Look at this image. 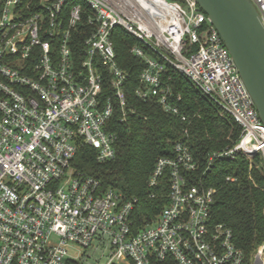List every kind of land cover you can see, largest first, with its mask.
<instances>
[{
	"label": "built area",
	"instance_id": "2783aa9c",
	"mask_svg": "<svg viewBox=\"0 0 264 264\" xmlns=\"http://www.w3.org/2000/svg\"><path fill=\"white\" fill-rule=\"evenodd\" d=\"M69 1L0 0V264H246L231 230L211 222L215 190L190 183L199 165L186 141L156 160L147 188L166 180L167 205L141 226L137 198L72 168L83 146L99 163L115 157L107 128L115 105L126 119L128 80L116 29L135 40L130 53L144 65L139 100L178 115L164 79L175 71L240 128L206 172L238 155L264 166V125L210 20L193 0H78L93 12L80 56L72 34L82 11L76 4L65 16ZM250 1L264 27V0ZM250 264H264V242Z\"/></svg>",
	"mask_w": 264,
	"mask_h": 264
},
{
	"label": "trees",
	"instance_id": "16d2710c",
	"mask_svg": "<svg viewBox=\"0 0 264 264\" xmlns=\"http://www.w3.org/2000/svg\"><path fill=\"white\" fill-rule=\"evenodd\" d=\"M76 4L81 6L82 22L72 34V46L73 52L81 56L83 43L91 33L85 20L93 12L85 3L72 0L65 4L64 15ZM112 42L117 63L128 75L126 119L121 120V112L115 105L107 128L115 136V157L99 163L96 152L83 146L72 161V168L97 180L102 190H115L126 200L137 198L134 218L141 226L167 205L166 180L154 192L147 188L156 160L170 156L179 140L186 141L199 165L198 171L190 175V183L215 190L211 222L224 224L231 230L235 245L244 251L246 264H250L254 250L264 242V166L260 157L254 156L251 162L243 155L234 160H216L206 172L208 157L237 142L240 128L175 71H169L164 79L175 98L179 97L175 100L178 115L165 113L154 102L139 100L135 90L140 86L139 75L144 65L130 53L135 40L116 29ZM182 116L185 122L181 121ZM152 193L154 197L149 198Z\"/></svg>",
	"mask_w": 264,
	"mask_h": 264
},
{
	"label": "water",
	"instance_id": "95a60500",
	"mask_svg": "<svg viewBox=\"0 0 264 264\" xmlns=\"http://www.w3.org/2000/svg\"><path fill=\"white\" fill-rule=\"evenodd\" d=\"M220 35L264 125V27L250 0H193Z\"/></svg>",
	"mask_w": 264,
	"mask_h": 264
},
{
	"label": "rangeland",
	"instance_id": "374dc122",
	"mask_svg": "<svg viewBox=\"0 0 264 264\" xmlns=\"http://www.w3.org/2000/svg\"><path fill=\"white\" fill-rule=\"evenodd\" d=\"M93 257H94V258H92L93 260L99 259L100 258V253L99 252H94L93 253Z\"/></svg>",
	"mask_w": 264,
	"mask_h": 264
}]
</instances>
